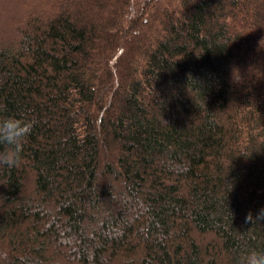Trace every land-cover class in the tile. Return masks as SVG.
I'll list each match as a JSON object with an SVG mask.
<instances>
[{
  "label": "trees",
  "instance_id": "trees-1",
  "mask_svg": "<svg viewBox=\"0 0 264 264\" xmlns=\"http://www.w3.org/2000/svg\"><path fill=\"white\" fill-rule=\"evenodd\" d=\"M10 115L33 128L0 165V264L264 250V0H0Z\"/></svg>",
  "mask_w": 264,
  "mask_h": 264
},
{
  "label": "clouds",
  "instance_id": "clouds-1",
  "mask_svg": "<svg viewBox=\"0 0 264 264\" xmlns=\"http://www.w3.org/2000/svg\"><path fill=\"white\" fill-rule=\"evenodd\" d=\"M33 128V122L16 116L0 118V165L14 167L21 159L23 141L29 136ZM264 220V208L252 216L246 214L245 222ZM238 264H264V250H251L239 257Z\"/></svg>",
  "mask_w": 264,
  "mask_h": 264
}]
</instances>
